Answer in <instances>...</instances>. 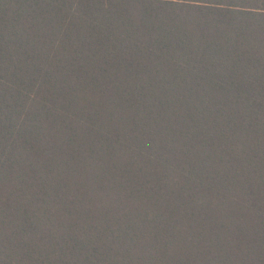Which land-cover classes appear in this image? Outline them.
Here are the masks:
<instances>
[{"label": "trees", "instance_id": "16d2710c", "mask_svg": "<svg viewBox=\"0 0 264 264\" xmlns=\"http://www.w3.org/2000/svg\"><path fill=\"white\" fill-rule=\"evenodd\" d=\"M0 264H264V0H0Z\"/></svg>", "mask_w": 264, "mask_h": 264}]
</instances>
